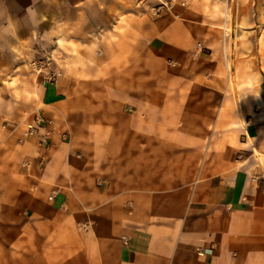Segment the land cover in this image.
<instances>
[{"label": "crops", "instance_id": "crops-1", "mask_svg": "<svg viewBox=\"0 0 264 264\" xmlns=\"http://www.w3.org/2000/svg\"><path fill=\"white\" fill-rule=\"evenodd\" d=\"M230 1L0 0V264H264V55L233 93L196 50Z\"/></svg>", "mask_w": 264, "mask_h": 264}, {"label": "rangeland", "instance_id": "rangeland-1", "mask_svg": "<svg viewBox=\"0 0 264 264\" xmlns=\"http://www.w3.org/2000/svg\"><path fill=\"white\" fill-rule=\"evenodd\" d=\"M161 6L172 3L174 6H186V0H160ZM251 0H244L243 7L245 9L243 14H240L241 21L245 22V28H238L237 19L238 14L236 12L229 14V18L232 20L233 25H228V29L216 28L211 29L207 36L205 44L200 41L196 44V50L201 53H210L213 56L214 70L229 71L227 64L231 66L229 71L230 79L226 76V81L230 87L231 92H235V86H232L230 81L232 76L235 77L239 69H252L250 63H246L247 60L252 59L255 53L264 55V29H254L252 23V13L248 10V6ZM231 5L235 8L236 0H231ZM166 9L165 7H163ZM154 15H156L154 13ZM234 89V90H233Z\"/></svg>", "mask_w": 264, "mask_h": 264}, {"label": "built area", "instance_id": "built-area-1", "mask_svg": "<svg viewBox=\"0 0 264 264\" xmlns=\"http://www.w3.org/2000/svg\"><path fill=\"white\" fill-rule=\"evenodd\" d=\"M157 2H158V4H159V8H157V9H155V13H157L159 10H160V4H162V2L160 1V0H156ZM172 3H169V4H166L165 6H161V7H165V8H167L168 9V7L169 8H172ZM36 124H40V121L39 120H35L34 121ZM28 129L30 130V133L32 134L36 129H35V127H33L32 125H29L28 126ZM41 144H45V142L44 141H41Z\"/></svg>", "mask_w": 264, "mask_h": 264}, {"label": "bare ground", "instance_id": "bare-ground-1", "mask_svg": "<svg viewBox=\"0 0 264 264\" xmlns=\"http://www.w3.org/2000/svg\"><path fill=\"white\" fill-rule=\"evenodd\" d=\"M228 29V28H227ZM227 68H228V70L229 71H231V66L230 65H228L227 64ZM229 78H230V76H229ZM232 80H233V83H232V86H235V82H234V77L232 76V78H231V82H232ZM235 88V87H234ZM234 90V89H233ZM237 93V92H236Z\"/></svg>", "mask_w": 264, "mask_h": 264}]
</instances>
